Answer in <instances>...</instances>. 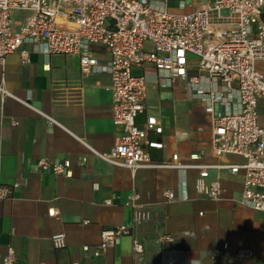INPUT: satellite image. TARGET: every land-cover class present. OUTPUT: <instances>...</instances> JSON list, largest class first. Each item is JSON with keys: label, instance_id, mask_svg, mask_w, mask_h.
Segmentation results:
<instances>
[{"label": "crops", "instance_id": "0c3cea01", "mask_svg": "<svg viewBox=\"0 0 264 264\" xmlns=\"http://www.w3.org/2000/svg\"><path fill=\"white\" fill-rule=\"evenodd\" d=\"M142 1L181 14L211 0ZM89 51L100 67L110 59L103 45H91ZM189 65L185 78H170L148 63L132 68L147 82L145 107L136 123L143 126L149 115L161 122L162 133L149 135L163 143L162 149H150L153 159L169 161L177 154L181 164L208 165L204 183L218 179L222 188L216 201L197 190L199 170L194 167L132 173L95 154L108 151L122 134L112 122L108 73L82 78L77 54H47L44 45L30 41L5 57L0 64V184L18 185L0 200V264L9 246L19 264H264V211L240 202L242 170L233 174L214 166L242 164L244 159L217 157L210 145L212 118L239 108L236 91H224L221 81L197 68L194 57ZM257 66L264 69V61ZM210 92L223 98L211 103ZM261 102L257 112L264 127ZM42 157L69 161V175L40 171L36 163ZM132 189L139 192L151 220L99 252L103 230L134 225L126 204ZM165 190L173 191L175 199L167 200ZM51 207L54 216L48 215ZM56 233L65 235V246L52 240ZM162 234L173 239L160 242ZM134 239L143 245L140 254L133 251ZM215 248L222 250L220 257L210 254ZM241 248L251 249L253 256L235 259L232 255Z\"/></svg>", "mask_w": 264, "mask_h": 264}, {"label": "built area", "instance_id": "2783aa9c", "mask_svg": "<svg viewBox=\"0 0 264 264\" xmlns=\"http://www.w3.org/2000/svg\"><path fill=\"white\" fill-rule=\"evenodd\" d=\"M20 10L29 14L13 23V12ZM25 41L41 43L47 54H77L82 78L98 71L108 73L112 122L121 127L122 134L108 151L95 153L100 159L128 168L132 173L145 168L194 167L199 170L197 190L216 201L222 188L218 179L204 183L208 165L181 164L177 154L169 161L153 159L150 149H162L163 143L149 135L162 133L161 122L155 115H149L143 126L136 123L145 107L147 82L143 75L134 74L132 68L148 63L168 73L170 78H185L190 57H194L197 68L211 79L221 81L224 91H236L239 105L235 112L218 113L212 118L210 145L217 157L239 155L244 163L214 166L233 174L242 170L240 202L264 211V127L257 112L258 102H264V69L257 66L264 61V0L205 1L194 12L181 14L156 9L142 0H0V64ZM91 45H103L109 52L110 59L104 67L89 51ZM208 96L211 103L223 98L222 93L216 92ZM36 165L40 171L56 176L70 173L69 161L56 163L42 157ZM17 185L0 184V200L9 197L11 188ZM97 187L93 183V189ZM163 193L167 200L175 199L173 191ZM140 198L139 192L132 189L126 204L132 208L134 225L103 230L99 252L113 247L120 237L133 235L134 226L151 220ZM55 214V207L48 209L49 216ZM172 239V235L162 234L157 240L164 243ZM52 240L66 245L63 233L54 234ZM133 251L136 254L143 251L137 239L133 240ZM210 254L220 257L222 250L215 248ZM232 256L249 259L253 251L241 248ZM1 262L19 264L11 246ZM136 264L146 263L139 260Z\"/></svg>", "mask_w": 264, "mask_h": 264}, {"label": "rangeland", "instance_id": "374dc122", "mask_svg": "<svg viewBox=\"0 0 264 264\" xmlns=\"http://www.w3.org/2000/svg\"><path fill=\"white\" fill-rule=\"evenodd\" d=\"M29 14L28 11L20 10V11H15L12 14V22L14 23L15 21L22 20L24 19L27 15ZM262 103V102H261ZM260 113L264 114V107H261L259 109ZM261 124L264 125V116L260 117Z\"/></svg>", "mask_w": 264, "mask_h": 264}]
</instances>
